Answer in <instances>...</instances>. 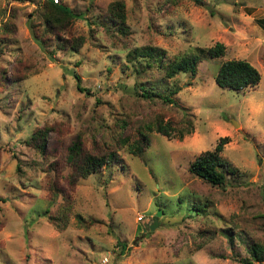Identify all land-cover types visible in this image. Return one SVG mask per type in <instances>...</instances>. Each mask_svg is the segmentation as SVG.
<instances>
[{"label":"rangeland","instance_id":"374dc122","mask_svg":"<svg viewBox=\"0 0 264 264\" xmlns=\"http://www.w3.org/2000/svg\"><path fill=\"white\" fill-rule=\"evenodd\" d=\"M112 1L59 0L74 12L62 36L84 39L71 50L43 29L44 0H0V28L10 14L16 30L0 34V264H264L249 253L264 247V0H116L126 33ZM219 41L224 54L201 55L193 74L166 78L125 58L148 46L174 59ZM227 58L254 64L257 83L217 87ZM17 60L29 71L10 82ZM139 84L179 92L173 103L146 100ZM157 121L171 134L157 133ZM37 130L43 151L28 142ZM141 132L148 146L131 153ZM222 135L235 170L217 186L187 168ZM77 138L76 162L111 150L118 160L75 174L67 158Z\"/></svg>","mask_w":264,"mask_h":264},{"label":"trees","instance_id":"16d2710c","mask_svg":"<svg viewBox=\"0 0 264 264\" xmlns=\"http://www.w3.org/2000/svg\"><path fill=\"white\" fill-rule=\"evenodd\" d=\"M170 1H178V0H170ZM189 1V0H188ZM197 4L202 3V0H191ZM41 10L42 17V27L45 32L49 34L56 35L57 45L60 49H77L82 41L84 40L82 36L67 38L62 36V33H65L67 28L69 27L71 20L74 17V12L72 13V9L62 4V2H55L53 0H44L43 6ZM110 15L112 20H114L117 25H119L118 30L122 33H126L123 29L122 25L124 22V4L120 1L113 0L109 4ZM30 28V27H29ZM15 27L11 22V15L8 14L7 18L3 21L2 26L0 28V34L2 36H11L15 33ZM32 33V37L34 40L38 41L39 39L34 34L32 29L30 30ZM40 41V40H39ZM41 42V41H40ZM225 52V47L223 42H214L213 45L202 48L195 47L193 51L186 52L181 56L176 58H167L162 57V51L157 49L148 47V46H137L131 48L125 54V58L129 63L138 62L145 67L156 65L158 71L162 73L163 77L169 78L174 76L177 73H190L193 74L197 70V64L201 60V55L206 56L208 58H218L222 56ZM24 67V71L20 70V67ZM30 65L24 63L23 60H17L16 63L11 67V78L9 81L19 80L25 77L27 71H29ZM259 69L252 64L249 60L244 59H231L227 58L221 61L218 65V69L215 72L213 77V81L215 85L222 88H229L230 90H234L240 92L247 88V86H252L257 83L259 79ZM28 74V73H27ZM26 74V75H27ZM3 80L6 77L2 76ZM13 77V78H12ZM73 77L75 78V86L78 89L83 90L80 87L78 80V75L73 72ZM135 91L138 92L139 95L143 96L144 99L152 100L155 98H159L162 101L172 102V96L179 92L178 87H168L166 86V92H161L156 87H145L144 85H134ZM157 133H161L163 135H170L172 130V125L170 122L163 123L162 121H157V124L154 128ZM173 131V130H172ZM186 131V133H188ZM182 133H178V137H181ZM228 141V136L222 135L219 136L216 143L214 144V148L212 150H206L202 154H199L195 158H193L188 165V172L193 173L197 176H200L204 181L217 185L223 184L225 180V173H233L235 168L230 167L227 162L222 160L221 152L224 148L223 144ZM28 142L31 145H35L41 151L44 150V142H45V131L37 130L34 131L28 139ZM149 143V140L143 132L139 134V137L134 139L130 144L131 153L140 155L145 151ZM81 146H79L78 138L73 140L71 145H69V155L67 160L72 162V165L75 166V174L79 176H84L97 172L110 163H115L118 158L117 154L113 152V150L104 152L103 154H83L79 156V161H75L77 159V155L79 154ZM77 178V177H76ZM200 210L204 211L203 207H200L199 204L193 203ZM249 253L251 255L252 260H256V262L264 263V247L261 244L254 243L253 246H250ZM246 262V261H245ZM248 263L249 260H247ZM159 264H167L166 262H160Z\"/></svg>","mask_w":264,"mask_h":264},{"label":"water","instance_id":"95a60500","mask_svg":"<svg viewBox=\"0 0 264 264\" xmlns=\"http://www.w3.org/2000/svg\"><path fill=\"white\" fill-rule=\"evenodd\" d=\"M232 122L235 123L234 120H232ZM160 214H161V211H159L158 214L155 216H158ZM156 225H157V220L156 218H154V220L149 224L148 230H152Z\"/></svg>","mask_w":264,"mask_h":264},{"label":"built area","instance_id":"2783aa9c","mask_svg":"<svg viewBox=\"0 0 264 264\" xmlns=\"http://www.w3.org/2000/svg\"><path fill=\"white\" fill-rule=\"evenodd\" d=\"M53 1H55V2H58L59 3V0H53ZM141 216H138V218H140Z\"/></svg>","mask_w":264,"mask_h":264}]
</instances>
